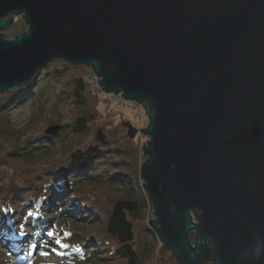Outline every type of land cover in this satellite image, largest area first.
<instances>
[{
    "label": "water",
    "instance_id": "obj_1",
    "mask_svg": "<svg viewBox=\"0 0 264 264\" xmlns=\"http://www.w3.org/2000/svg\"><path fill=\"white\" fill-rule=\"evenodd\" d=\"M56 59L148 105L149 226L179 264H264V0H0V95Z\"/></svg>",
    "mask_w": 264,
    "mask_h": 264
},
{
    "label": "trees",
    "instance_id": "obj_2",
    "mask_svg": "<svg viewBox=\"0 0 264 264\" xmlns=\"http://www.w3.org/2000/svg\"><path fill=\"white\" fill-rule=\"evenodd\" d=\"M47 66L42 68L37 77L30 83L0 98V209L5 207L8 214V218L0 219V245L20 259L26 256L30 249L29 246L35 249L43 248L49 246L48 242L51 241H53L55 250L60 253L61 248L66 243L58 232L62 224L60 220L69 223L71 218H75L73 215L78 214L82 218L81 226L89 225L88 230L96 229L90 232H96L102 240L99 242V248L103 250L104 257L93 249L87 251L88 254H91V258L89 256L87 258L91 259L94 264H143L142 251L135 248L137 234L135 223L131 218L136 214L142 215L145 205L141 201V195L133 198L129 195V191L134 192L131 189L138 187L136 186L137 183L140 187V171L143 164L147 162L148 156L145 158L144 149L137 146L133 140L121 142L115 136V126L111 123L108 124V119L112 120L110 118L111 113L109 115L100 113L95 105L96 101L90 102V98H88L90 91L85 87L84 75H79L78 78L74 71L69 73L71 69H80L85 73L87 69H92V67L65 62L64 69L50 71L49 66ZM66 72L69 73L73 81H76L72 95L75 103L79 106L77 110L79 109L80 113L72 123L65 125L63 131L60 132L65 135L66 139L59 144V147L67 151L69 155L66 162L56 169H39L41 164L45 165L46 160L55 157L56 152L47 147H45V151L38 152L37 150L41 148L36 145L33 146L32 140L25 141L23 137L27 133L15 131L10 125L6 115L8 110L6 104L9 101L12 102L11 106L22 104L37 93L40 95L42 89L37 91L34 84L45 78L44 76L52 79V82L63 77ZM100 90L102 92L101 87ZM102 95H104L103 92ZM102 95L96 93L90 96L93 100L95 98L100 99L103 97ZM105 95L109 99L111 95L122 97V94L114 93ZM131 102L137 103L136 101ZM68 137H71L70 140ZM48 138L57 141V138ZM38 139H40V144L45 143L46 138L44 136ZM81 141L83 145H79ZM73 142L77 146H73ZM52 148L54 147L52 146ZM138 156L145 161L141 165H137ZM130 157H135L133 167L130 166L128 160ZM101 166H107L106 175L97 177V167ZM126 169L132 170L134 178L125 171ZM52 175L55 178H49ZM43 176L47 180L43 179ZM6 186L10 190H5ZM101 187H107L110 190L123 187L125 194L124 192L123 195L112 194L103 200L96 195L97 189H101ZM142 188V192L150 201L143 185ZM12 189H16L14 194H11ZM139 189L141 190V188ZM68 193H70L68 197H65V194ZM41 194L50 195L49 202L51 204L55 200L60 202L66 198L65 202L69 206L67 215L63 219L54 217L49 220L47 215L49 204L42 202L43 196ZM92 203L95 206H92ZM79 204L83 208L79 207ZM150 204L153 210L151 201ZM88 207L94 208L91 212L94 215H90V219H85L88 211L83 209ZM3 215L4 213L1 216ZM50 226L53 228L51 234L48 231ZM150 234L152 235L153 232ZM47 237L51 240L46 241ZM89 239L90 237H86L85 240L89 241ZM147 242L149 241L147 240ZM143 244L146 248L153 246L151 243ZM73 245L71 243L64 245L66 255L71 256L75 253L72 252L71 246ZM162 248L169 251L165 245Z\"/></svg>",
    "mask_w": 264,
    "mask_h": 264
},
{
    "label": "rangeland",
    "instance_id": "obj_3",
    "mask_svg": "<svg viewBox=\"0 0 264 264\" xmlns=\"http://www.w3.org/2000/svg\"><path fill=\"white\" fill-rule=\"evenodd\" d=\"M17 20V22H15L10 28L5 29L3 31L7 35L8 39H15V35L21 34L23 33V31H27L28 26L23 21L22 17H18ZM64 61L65 60L63 59H56L52 61L50 65L48 64L50 71L64 69V64L66 62ZM73 71L75 73V76L78 78L79 75H84L83 81L86 85L85 87L88 91H90V93H88V98H90L91 103L96 101L95 105L99 109L97 110L104 115H109V113H111L110 118H112V120L108 119V124L111 123L115 126V136L120 139L121 142L129 141L130 138L127 135L128 129L124 127V124L131 123L138 131L136 137L131 140H133L134 143L140 148H142L143 143H146V146H148L147 142H149V137L141 131L143 129H146L149 125L148 105L137 104L135 102L124 100L121 96L111 95V98L109 99L105 95L107 93H104L102 91L105 96L102 95L100 87L98 86L97 77L92 71V69H87L85 73H83L80 69H71L69 73ZM69 73H64L63 77H60L59 79L54 80L52 82V79H49L48 77L44 76L45 78L39 80V82L34 84V86L37 87V91L39 89H42L40 91V95H38L37 93L36 95H34L33 98L25 100L24 102H22V104H15L14 106H11L12 102L10 103V101L6 104L8 108L6 115L10 122V125L15 131H22L27 133L23 137L25 141L32 140L31 144L33 146L36 145L41 148L37 150L38 152L42 150L45 151V147H47L49 150L53 149L56 152L55 157H52V159L50 158V160H46L45 165L41 164L39 169H56L61 164L66 162L67 157L69 155L67 151L62 150L59 147V144L66 139L65 135L60 132L63 131L65 125L72 123L75 118L80 114L79 109L77 110L79 106H77V104L75 103V99L72 95L74 92V88L76 87V81L72 80V77L69 76ZM15 89L0 95V98L9 94L12 91H15ZM96 93L102 95L103 97H101L100 99L95 98L92 100V97L90 95H94ZM54 125L60 126L58 133L55 136L46 134V130ZM42 136H44L46 140L44 141L45 143L40 144V139L38 138ZM48 137H53L54 139L57 138V141H53L51 140L52 138ZM70 138L71 137H68L69 140ZM54 143L56 144L54 145ZM81 144L83 145L82 141L79 142V145ZM74 145L77 146V144L73 142V146ZM52 146L54 148H52ZM146 157L147 156H145V158ZM128 160L130 162V166L133 167L135 157H130ZM143 162H145L144 159L138 156L137 165H141ZM97 168V177L106 175L105 172H107V166H101ZM125 171H127L134 178L131 169H126ZM50 177L54 176L52 175L49 176V178ZM45 178L46 177L43 176V179ZM139 183L140 187L137 183L136 186L138 187H134V189H131L134 190V192L129 191V195H131L133 198L141 195V201L145 205L142 215L138 216V214H136L131 218L132 221L135 223V232L137 234L135 248L141 249L143 254V264H178L173 254L170 251L164 250L162 248V243L159 241L156 234L149 226V221H152L154 219V212L151 208L150 201H148L147 197L142 192L143 182L141 181V179L139 180ZM117 186H120V184H117ZM139 188H141V190ZM5 190L8 191L10 190V188H7L6 186ZM15 191L16 189H12L11 194H14ZM123 192L125 194V189L123 187H120V189L112 188V190L107 189V187H101V189H97L96 195L99 198L106 200V198L112 196V194L123 195ZM69 194L70 193L65 194V197H68ZM41 196H43L42 202H48L49 204L47 212L49 220L54 217L63 219L67 215V210L69 209V206L68 203L65 202L66 198L61 200L64 201L63 203L61 201L59 202L58 200H55L51 204L49 202L50 195L41 194ZM85 196L90 197L88 195ZM92 206H95V204L92 203ZM79 207L83 208L80 204ZM83 210L88 211V214L85 219H90L89 216L94 215L91 213L94 210V208L92 207H88ZM0 211V219L8 218V214L6 213L5 207L1 208ZM2 213H4L3 216H1ZM73 216L75 218H71L69 223L64 220H60L62 221V224L58 232L60 233L61 237L64 238V240L66 241V243L64 244L65 246L68 243L74 244L71 247L73 249L72 252L74 251L76 254L74 253L71 256L66 255L64 245L59 253V251L55 250L53 241H51L48 242L49 246L43 248L35 249L34 247L29 246L28 248L30 249L26 253V256L21 259L17 258L16 260L9 254H5L2 250H0V264H94L91 259L89 260V258H91V254H88L87 251L93 249L97 253L101 254L102 257H104L102 253L103 250L99 248V242L102 240L101 238H99V235H97L96 232H90L96 229L88 230V228L90 227L89 225H87L86 227L81 226L82 218L78 216V214ZM52 230V227L48 229L50 234ZM150 232H153V234L151 235ZM147 235L149 236L147 237ZM86 237H90L89 241L85 240ZM46 239V241L51 240L49 237H47ZM146 239L149 242H147ZM143 243H151V245L153 246H148V248H146ZM88 256L89 258H87Z\"/></svg>",
    "mask_w": 264,
    "mask_h": 264
},
{
    "label": "flooded vegetation",
    "instance_id": "obj_4",
    "mask_svg": "<svg viewBox=\"0 0 264 264\" xmlns=\"http://www.w3.org/2000/svg\"><path fill=\"white\" fill-rule=\"evenodd\" d=\"M194 222H197L196 221V219L194 218V220H193ZM193 239V240H192ZM190 242L192 243V245L194 246L195 245V232L194 231H192L191 233H190ZM207 245L208 246H211V244H210V242L208 241L207 242ZM177 262V261H176ZM178 263V262H177ZM216 264L215 263V261L213 260V259H209V260H206V262H205V264ZM179 264V263H178Z\"/></svg>",
    "mask_w": 264,
    "mask_h": 264
},
{
    "label": "clouds",
    "instance_id": "obj_5",
    "mask_svg": "<svg viewBox=\"0 0 264 264\" xmlns=\"http://www.w3.org/2000/svg\"><path fill=\"white\" fill-rule=\"evenodd\" d=\"M17 20V19H16ZM16 22V21H15ZM260 245L257 246V254H259V250H260Z\"/></svg>",
    "mask_w": 264,
    "mask_h": 264
}]
</instances>
